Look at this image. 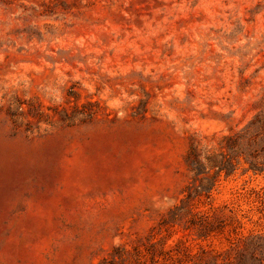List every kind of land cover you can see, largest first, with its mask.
Returning <instances> with one entry per match:
<instances>
[{"label": "rangeland", "instance_id": "1", "mask_svg": "<svg viewBox=\"0 0 264 264\" xmlns=\"http://www.w3.org/2000/svg\"><path fill=\"white\" fill-rule=\"evenodd\" d=\"M0 264H264V0H0Z\"/></svg>", "mask_w": 264, "mask_h": 264}, {"label": "trees", "instance_id": "2", "mask_svg": "<svg viewBox=\"0 0 264 264\" xmlns=\"http://www.w3.org/2000/svg\"><path fill=\"white\" fill-rule=\"evenodd\" d=\"M251 168L258 169V168H256V167H253V166H251Z\"/></svg>", "mask_w": 264, "mask_h": 264}]
</instances>
